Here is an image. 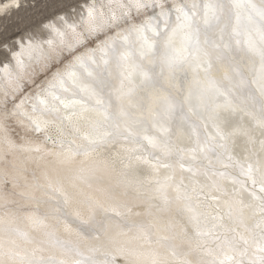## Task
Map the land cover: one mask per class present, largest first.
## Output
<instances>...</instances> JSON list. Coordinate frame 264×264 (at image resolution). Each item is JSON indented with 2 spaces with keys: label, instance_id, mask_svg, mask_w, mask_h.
<instances>
[{
  "label": "clouds",
  "instance_id": "1",
  "mask_svg": "<svg viewBox=\"0 0 264 264\" xmlns=\"http://www.w3.org/2000/svg\"><path fill=\"white\" fill-rule=\"evenodd\" d=\"M62 2L0 0V264H214L225 237L245 252L236 264H261V230L253 223L261 202L246 201L243 181L233 178L243 190L237 191L225 183L229 173L214 170L222 153L215 161L210 156L211 166L204 158L206 165L187 164L199 174L184 171L188 149L169 134L174 120L185 134L216 128L230 102L227 108L251 115L264 137L257 123L264 116L260 59L236 56L249 37L264 47V18L251 0L239 9L232 0L221 3L224 13L206 31L198 20L199 46L209 57L196 67L189 50L172 71L166 58L176 53L164 39L184 0H87L79 11L38 17L36 26L12 37L25 28L9 27L22 12ZM251 4L264 8V0ZM237 14L240 35L233 37ZM148 25L156 29L147 31L155 47L142 56L135 30ZM229 42L234 53L218 59ZM127 53L137 72L132 80L120 74ZM159 125L169 126L158 138L174 147L170 157L143 143V134ZM228 134L227 143L234 133ZM220 172L223 191L215 192L210 185ZM160 185H167L166 198ZM235 201L243 203L230 216L226 202ZM33 216L43 222L34 224ZM197 227L211 234L197 235Z\"/></svg>",
  "mask_w": 264,
  "mask_h": 264
},
{
  "label": "snow or ice",
  "instance_id": "2",
  "mask_svg": "<svg viewBox=\"0 0 264 264\" xmlns=\"http://www.w3.org/2000/svg\"><path fill=\"white\" fill-rule=\"evenodd\" d=\"M143 5L137 4V7H142ZM243 6V0H232L231 8L233 9H239ZM249 6L253 8L254 11L257 12L259 16L264 18V8L256 9L254 5L249 3ZM175 11L177 13V25L172 29L171 32L167 34V36L164 39V45L166 48L172 49L176 53L175 56H169L166 58L167 66L170 71L173 70V66L177 63H183L185 60L184 53L189 52L192 55V58L197 61L196 67H202V64L200 63L201 57H209L210 53L208 52L207 48H203L199 46V40L198 36L200 33V24L197 23L199 20L200 23H202L205 26V31L207 28H210L214 23L218 22L224 13V5L221 3L215 2V0H207V2L200 4L197 3L196 0H192L191 5L184 4L179 5L175 7ZM93 16L92 11H89V17L91 18ZM236 24L237 28L233 29L232 35L233 37H238L240 35L238 26L240 24V17L237 14L236 15ZM136 31V40L139 41V53L140 55H148L151 54L154 51V42L149 38L147 35V31H151L153 35H156V29L153 28L151 25H148V28L145 29L143 27L138 28ZM124 41H128V37L125 36ZM196 39V44L193 45V40ZM262 44H264V32L260 33L259 37ZM177 41L181 43V47H176ZM240 40L236 39L235 44L237 46L240 45ZM224 51L217 54V58L221 59L226 54H233L234 49L232 48L231 42L226 43L223 45ZM240 54L246 55V56H253V57H259L261 62V71L259 73L257 85L261 92V95L264 96V47H259L257 45L256 40L249 37L247 40L244 41L243 49H241L240 53H237L236 56ZM129 55L130 53L125 54L121 57V65H122V71L121 76H123L125 79L132 80V78L137 74L136 67L129 63ZM104 63L107 64L108 61L105 59ZM210 63V62H209ZM91 74V73H90ZM69 77L75 75V73H69ZM140 75L144 77V79L147 81L150 79L147 72H141ZM62 85V82H61ZM215 89L214 82H209V90L212 91ZM216 92H218V89H215ZM132 89L128 90V94H131ZM41 103H44V101H41ZM230 102L228 104L223 105V107L227 108L230 107ZM121 115H124V113H121ZM257 123L260 127L264 128V116L259 118L257 120ZM217 131L216 136L218 137L219 141H223L224 143H217L215 147H219L223 149V155H227V158L229 161L233 159V157L228 153L227 151V140H228V132L223 130L222 128L217 125ZM157 131L160 133V135L166 136L168 134V129L164 127L163 125H159L157 128ZM193 132H195V129H193ZM143 143L148 145L149 147L153 149H157L158 151L162 152L165 157H170L175 153V149L170 144L162 143L161 140L156 135H152L149 133L143 134L142 137ZM214 146H208L204 147L197 145V148L199 151L203 154V158L207 159L209 161V165L211 166V158L210 153H212L215 150ZM135 149H128V151H134ZM197 149H193L192 152L195 153ZM188 158L191 160H196L197 156L195 154L188 155ZM137 161L143 163V164H149L150 162L148 160H142L139 156L136 157ZM218 163H223V166L225 168L229 167L230 165L228 163L223 162V160L218 159ZM150 166L153 168V170H157L158 166L156 164H150ZM165 167H170V165L165 164ZM184 171L193 173V174H199V169H194L192 166H186L183 168ZM241 174L246 175L248 180L251 181L252 185L255 186L259 185V193L261 195H257L255 191L250 193L255 199H258L261 204V216L259 219V222L257 224V227L261 230V239L258 244H256L257 251L259 253L264 254V162L260 163V166L254 167L253 165H248V167L245 169L243 166H241ZM203 175L208 176L207 169L204 170ZM214 175L218 176L219 179H213L212 183L210 185L211 189H213L215 192H221L223 191V179L225 177V173H214ZM166 188L167 185H160V191L164 193V196L166 198ZM179 192V189H177ZM195 191V190H194ZM215 199V197H213ZM190 199V198H189ZM229 208V215L231 216L233 213L234 208H236L238 205L242 204L243 201H235V202H226ZM188 208L190 211H192L191 204L188 205ZM32 222L34 224H41L43 221L41 217L39 216H33ZM193 219L196 221L197 226L199 224V218L198 216H194ZM245 228H247V225H245ZM210 232H200L199 228L197 227V235H210ZM240 243L242 245H247L249 243V239L247 236L241 234L239 236ZM221 252L219 256L215 259L214 264H236V257L237 255L243 256L245 254L244 250L240 247H238L234 240L225 237L220 245ZM261 264H264V255L261 256Z\"/></svg>",
  "mask_w": 264,
  "mask_h": 264
},
{
  "label": "bare ground",
  "instance_id": "3",
  "mask_svg": "<svg viewBox=\"0 0 264 264\" xmlns=\"http://www.w3.org/2000/svg\"><path fill=\"white\" fill-rule=\"evenodd\" d=\"M185 3L191 5L192 0H184ZM197 3L203 4L207 2V0H196ZM217 3H224L226 0H215ZM251 3L259 6V0H251ZM256 115L258 116V110ZM220 128L229 133H234L230 140L228 141L227 151L233 157L231 161L228 160L227 155L222 156V160L225 163H228L230 166L225 168L223 163L215 166L214 170L217 171H226L229 173V179L225 181L228 185L232 186L237 191H243L240 188L239 184L233 185V178L239 181H243L244 189L247 191H243V196L246 201H251L256 205H259V200L255 199L250 193L255 191L257 195H261L259 193V185L257 184L254 188L251 181L248 180L246 175L241 174V166L245 169L248 165L257 166V161L264 157V152H262V145L260 143L261 139L264 137L261 136V129L258 126H255L253 123V118L251 115L242 113V112H233L230 108H225L221 112L220 120L218 122ZM166 127H169L166 125ZM217 128H214L211 124H208L207 131L205 132L204 127L200 126L196 133H187L185 134L181 128L178 120H174L170 125V135H172L173 139L179 138L180 143L183 147L188 149V155L195 154L197 156L196 160H191L188 158L186 161V166L188 163L197 164L203 162L205 165L207 164L206 160H203V154L197 148V145L204 146L205 148L208 146H214L217 143H224L223 141H219L216 136ZM152 135L159 136L160 133L156 129H151L150 133ZM199 136V142L197 137ZM207 137H212L215 141H208L205 143ZM193 149H197L195 153L192 152ZM223 149L219 147H215V150L209 155L215 161V157L221 153H223ZM261 216V211L257 206L255 209V216L253 223H258Z\"/></svg>",
  "mask_w": 264,
  "mask_h": 264
},
{
  "label": "rangeland",
  "instance_id": "4",
  "mask_svg": "<svg viewBox=\"0 0 264 264\" xmlns=\"http://www.w3.org/2000/svg\"><path fill=\"white\" fill-rule=\"evenodd\" d=\"M86 3L87 0H63L62 3L59 4H52L49 5L43 9L34 10L29 9L27 11H24L21 13V16L18 20H14L9 27L10 28H16V27H25L21 29V32L13 33L12 37L14 38L16 35H21L23 31H25L27 28L34 27L36 24H38L40 21L37 20L38 17L41 19H48L52 15H55L59 12H68L71 8H76L77 11L80 10L79 5L80 3ZM9 189L11 188V185H7Z\"/></svg>",
  "mask_w": 264,
  "mask_h": 264
}]
</instances>
